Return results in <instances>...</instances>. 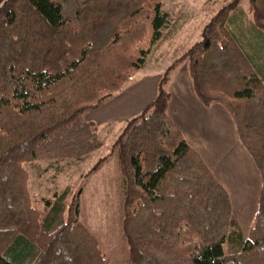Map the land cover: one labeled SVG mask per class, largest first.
<instances>
[{
	"label": "trees",
	"instance_id": "trees-1",
	"mask_svg": "<svg viewBox=\"0 0 264 264\" xmlns=\"http://www.w3.org/2000/svg\"><path fill=\"white\" fill-rule=\"evenodd\" d=\"M240 1L211 16L88 172L117 156L126 264H264V0H249L247 25L244 12L240 24L234 17ZM167 22L162 0L0 3V264H111L79 218L80 189L34 205L25 164L81 160L98 149L87 115L146 66ZM180 64L191 93L227 113L258 173L245 235L233 230L227 189L168 113L166 84ZM234 233L239 247L226 252Z\"/></svg>",
	"mask_w": 264,
	"mask_h": 264
},
{
	"label": "rangeland",
	"instance_id": "rangeland-1",
	"mask_svg": "<svg viewBox=\"0 0 264 264\" xmlns=\"http://www.w3.org/2000/svg\"><path fill=\"white\" fill-rule=\"evenodd\" d=\"M226 1L228 0H167L165 10L168 12V22L162 29L163 37L156 42L148 54L146 66L131 76L112 99H119L134 84L145 78H154V80L160 78L168 66L200 39V31L204 24ZM248 6L249 0H241L237 10L233 12L234 17L240 16L241 11L247 12ZM182 65L174 67L168 83L171 80L175 81L180 75ZM88 115L89 120L90 115ZM126 119L108 120L100 124L99 120L92 118V122L98 128L101 146L81 160L55 162L41 160L25 164L34 205L41 206L38 199L42 195L51 197L61 193L66 187H69L72 193L80 189L79 218L91 229L111 264H126L127 254L121 228L122 176L117 156L115 154L110 156L93 174L90 175L88 172L99 159L110 153L112 143ZM228 154L235 175L233 182L230 181L231 177L229 178L233 215L237 224L233 230L236 233L235 230L238 229L245 235L256 208L259 177L249 157L244 156L245 159H241L236 153ZM244 154L247 156L245 152ZM235 233L224 246L226 252L235 251L239 247Z\"/></svg>",
	"mask_w": 264,
	"mask_h": 264
},
{
	"label": "crops",
	"instance_id": "crops-1",
	"mask_svg": "<svg viewBox=\"0 0 264 264\" xmlns=\"http://www.w3.org/2000/svg\"><path fill=\"white\" fill-rule=\"evenodd\" d=\"M2 1L0 0V3ZM166 1L162 0L164 9L166 8ZM235 18L236 22L240 24V17L236 16ZM250 18L248 12H244L241 24H249ZM177 24L175 25L179 27ZM180 72L175 81L171 80L167 84V90L170 93L168 113L227 189L232 201L229 178L231 177L230 181L233 182L235 175L228 153H236L241 159L248 158V156L242 151L243 149L236 139L233 123L224 109L218 104L209 107L204 106L189 89V77L184 64L181 66ZM158 79L159 77L155 80L154 78H145L143 81L134 84L119 99H112L113 101L110 100L90 113L89 120L92 121V118H96L102 124L108 120L126 119L134 116L153 100Z\"/></svg>",
	"mask_w": 264,
	"mask_h": 264
}]
</instances>
